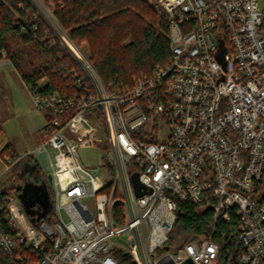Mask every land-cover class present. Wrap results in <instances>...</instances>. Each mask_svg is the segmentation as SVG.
I'll return each instance as SVG.
<instances>
[{"label": "built area", "instance_id": "1", "mask_svg": "<svg viewBox=\"0 0 264 264\" xmlns=\"http://www.w3.org/2000/svg\"><path fill=\"white\" fill-rule=\"evenodd\" d=\"M29 1L90 83L79 76L75 95L31 92L46 122L42 143L28 153L37 159L19 174L29 181L44 152L53 195L50 207L36 202L31 215L22 191L0 187V264H120L119 253L134 264L167 256L217 264L212 234L177 250L168 245L179 205L202 204L207 193L215 198L213 231L236 215L239 262L264 264L260 0H158L169 18L170 59L115 92L56 17V6L71 0ZM82 149L97 150L96 160L85 164ZM26 156L5 152L2 174Z\"/></svg>", "mask_w": 264, "mask_h": 264}, {"label": "trees", "instance_id": "2", "mask_svg": "<svg viewBox=\"0 0 264 264\" xmlns=\"http://www.w3.org/2000/svg\"><path fill=\"white\" fill-rule=\"evenodd\" d=\"M157 2L71 0L63 7L57 5L55 14L69 37L77 45L86 46L87 56L106 90L115 92L132 84L135 76L151 74L170 59L169 18ZM53 39L46 22L36 19L29 0H0V60L5 57L11 61L30 92L41 96L81 93L77 85L79 76L87 84L89 79L70 52L57 39L52 43ZM10 150L18 156L10 143L4 145L0 154ZM42 177L37 166L29 181L35 184ZM206 195L208 198L202 204L179 205L168 245L177 250L193 238L212 234L220 246L217 264H241L243 247L233 235L236 215L230 222L219 219L213 231L215 198L210 193ZM116 255L120 264H134L129 254Z\"/></svg>", "mask_w": 264, "mask_h": 264}, {"label": "rangeland", "instance_id": "3", "mask_svg": "<svg viewBox=\"0 0 264 264\" xmlns=\"http://www.w3.org/2000/svg\"><path fill=\"white\" fill-rule=\"evenodd\" d=\"M261 8L264 11V0H260ZM86 47V46H84ZM4 61V60H3ZM46 122V112L36 108L32 94L19 73L15 70L10 60L0 62V150L4 145L10 143L18 153V156L26 155L20 163L11 166L2 174L6 162L0 154V187L7 191L22 190L23 181L19 174V167L26 161L36 160L37 157L28 153L34 151L43 141L42 128ZM103 145V143H102ZM97 143L98 147H102ZM106 147V146H105ZM82 160L90 164L96 160L98 151L95 149L80 150ZM100 154V152H99ZM14 159V157H13ZM38 166L42 172V179L45 186L53 195L49 172L38 159ZM35 183L39 186L41 181ZM92 206L93 203L89 202Z\"/></svg>", "mask_w": 264, "mask_h": 264}, {"label": "water", "instance_id": "4", "mask_svg": "<svg viewBox=\"0 0 264 264\" xmlns=\"http://www.w3.org/2000/svg\"><path fill=\"white\" fill-rule=\"evenodd\" d=\"M218 57L223 60L224 59V51L220 50L218 53ZM40 161L45 169H47V161L45 157V153H40ZM96 171V170H95ZM51 180V175L48 176ZM23 192L21 193L22 200L25 204L26 210L29 214L33 215L32 206L35 205L37 201L41 202L44 207H50V195L47 187L45 186V182L40 184L39 186H35L33 183H28L24 185ZM165 249H169V246H165ZM159 264H174L172 260L167 256L160 260ZM182 264H194L191 259L185 260Z\"/></svg>", "mask_w": 264, "mask_h": 264}, {"label": "flooded vegetation", "instance_id": "5", "mask_svg": "<svg viewBox=\"0 0 264 264\" xmlns=\"http://www.w3.org/2000/svg\"><path fill=\"white\" fill-rule=\"evenodd\" d=\"M20 174H21L20 177H21V179H22L24 185H26V184H28V183H32L31 181H25V179L22 178V177H23V172H21ZM42 183H43V182H42ZM42 183H41V184H42ZM33 184H34V183H33ZM24 185H23V187H24ZM23 187H22V189H23ZM22 192H23V190H22ZM22 192H21V193H22ZM21 198H22V197H21ZM37 202H39V201H37Z\"/></svg>", "mask_w": 264, "mask_h": 264}]
</instances>
